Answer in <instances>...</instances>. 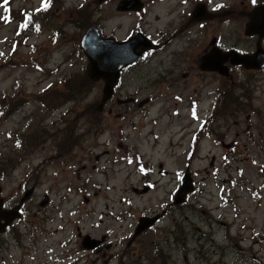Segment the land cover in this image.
<instances>
[{
    "label": "rangeland",
    "instance_id": "obj_1",
    "mask_svg": "<svg viewBox=\"0 0 264 264\" xmlns=\"http://www.w3.org/2000/svg\"><path fill=\"white\" fill-rule=\"evenodd\" d=\"M120 1L53 0L36 15L41 28L31 30L26 22L29 32L20 35L21 10H35L46 0H0V170L7 172L0 174V198L13 207L35 187L23 217L0 234V264H264V70L249 77L243 72L233 83L191 73L179 78L169 97H161L169 90L157 84L162 52H155L124 72L125 87L121 84L117 93L149 102L119 106L114 98L104 113H96L104 82L87 79L80 44L90 25L105 35L124 37L137 29L155 34L159 27L178 24L189 5L143 0L145 10L138 15L118 12ZM213 1H224L232 10L225 44L255 51L258 37L245 33L250 0ZM9 16L15 20L7 22ZM201 28L196 22L187 31L198 36ZM57 81L60 90L45 91ZM222 83L235 96L247 91L253 110L238 112L227 105L232 98H219L213 111L217 97L212 92L223 90ZM192 99L208 117L201 138L198 122L189 116ZM113 107L135 117L109 116ZM69 123L71 138L84 139V151L62 152L61 137L51 138V131L56 135ZM192 131L199 138L195 147ZM41 133L44 143L34 147L32 136ZM110 139L114 142L107 145ZM104 149V158L96 161L95 154ZM111 160L109 170L93 168ZM143 162L153 170L146 176ZM186 170L196 189L175 205ZM151 183L152 189L138 192ZM45 195L50 202L42 207ZM157 213H164L161 220L132 241L138 219ZM85 235L102 239L101 249L85 247Z\"/></svg>",
    "mask_w": 264,
    "mask_h": 264
},
{
    "label": "flooded vegetation",
    "instance_id": "obj_2",
    "mask_svg": "<svg viewBox=\"0 0 264 264\" xmlns=\"http://www.w3.org/2000/svg\"><path fill=\"white\" fill-rule=\"evenodd\" d=\"M252 9L255 8L257 5L261 4L258 2V0H250ZM180 5L182 4H187L189 3L188 7L185 9H182V13L184 14L181 18V21L174 25V26H167V27H159V30L154 34V33H147L142 29H137L135 31H131L128 35L121 37L116 35L115 33H110L105 35L104 31L100 29L102 32L103 36L110 37L114 40L117 41H126L128 40L132 35H134L136 32H143L145 33L149 38L153 40V43L155 44V48L148 50L143 53L142 59L139 61L145 60L147 57H150L152 53L162 52V57L159 60V63L161 62V70L158 74L157 77V84L160 86H163V88H167L169 91L166 93L165 91H162L163 95H159L161 97L165 96H170L171 90L176 87V83L179 82L182 77V79H187L190 77L191 73L196 74H214L218 75V77L224 82V81H232L234 82L233 77L234 76H242V73H248V77L257 75L258 72H261L264 70V67L261 69L257 68H249L245 66L244 64H239L236 65L232 62L231 58H227L226 60H221V55L224 52L230 51V50H236L241 53H247V54H252L254 51H247V50H242L241 47L239 46H231L230 48L225 44V30L227 28V12H231L232 10L228 9L227 3L224 1H213V0H180L179 1ZM244 3V1H242ZM119 7V5H118ZM117 7L118 12H125L127 14H140L143 12H137V11H121ZM238 11V10H237ZM240 12V11H239ZM250 9L246 11V14L248 15V20H249V14H250ZM145 17L143 16L141 19L142 24L146 25L147 21L144 19ZM196 22L199 23V26L202 27V31L200 30L198 36H195V34H192L191 32L189 33L187 31V28L190 24H195ZM179 25V27H177ZM98 26V25H95ZM118 27L114 28L112 31H118ZM187 33V35H186ZM183 34V35H182ZM252 36V37H256ZM176 39V40H175ZM179 39V41H177ZM175 40V41H174ZM197 41V43L195 42ZM173 45H177L178 48H172ZM195 49L198 50V53L196 55ZM213 54V60L208 64V68H204L201 64V59L205 55ZM220 55V56H218ZM218 56V58H216ZM139 62L133 63L126 67L125 69L122 70L121 72V77L117 84L115 85L113 95L109 101H112L114 98H116V102L118 103L119 106L122 105H127V104H135L137 108L141 107V103L143 100H137V94L134 95H123L121 92L119 93L120 89L125 87L124 81L122 83V75L124 72H128L130 69L133 67L137 66ZM189 68V69H188ZM187 69V71H186ZM125 75V74H124ZM246 77V79L248 78ZM239 78V77H238ZM124 80V76H123ZM245 83H250L249 86L251 85V82L249 81H244ZM259 82V81H257ZM122 84V87L119 88ZM203 86V85H202ZM223 86V83H222ZM224 87V86H223ZM119 88V89H118ZM233 92L226 89L225 87L223 90L221 88H216L213 90L212 94H215L217 97L216 104L210 108L212 110H218V99L219 98H232L227 105L232 106L234 110L238 112H245L248 109L253 110V102L251 100V95L248 94L247 91H243L240 95H233ZM122 97H127V98H122ZM174 97V95H173ZM130 99V102H124L125 100ZM168 98L164 99L167 100ZM108 101V102H109ZM122 101V103H120ZM149 102V100H144V104ZM196 103H194L193 99L190 102V109H193L195 107L200 108L201 104L199 101L195 100ZM176 104H179V102H175ZM143 104V105H144ZM107 105V103H106ZM106 105L101 108V113L105 112V107ZM134 105V106H135ZM99 106H97V110ZM120 109H123V107H120ZM118 107H113L108 109L107 114L109 116H114L115 115L119 117H129V118H134L135 116H131L129 113H127V110L122 112L118 111ZM173 113L176 115L180 112V110L177 109H172ZM100 113V111L96 112ZM100 138H97V142L94 144V147L97 148L100 146ZM114 141L106 140V144L109 145ZM69 147L67 149L61 150L62 152L66 153H71L75 147H77L79 150L84 151V139L83 138H71V141L68 143ZM94 149V148H93ZM105 152L106 149L102 151V153L95 154V160L101 162V160L104 158L103 155L106 154ZM104 153V154H103ZM109 154V153H108ZM129 154L137 156V151H131ZM105 163V162H104ZM114 164V162L111 160L109 163H105L104 167H100L99 165L97 166L96 164L93 165L94 169H99L100 171H105L109 170L111 165ZM146 185V184H145ZM144 185V186H145ZM24 196V195H23ZM22 199V198H21ZM21 202V200H20ZM20 204V203H19ZM19 204H16L14 207L19 206ZM26 202L22 204L21 206V211L24 212V207ZM227 224V223H223ZM12 226V225H11ZM7 228V230L4 233L0 234H6L10 228ZM105 239V238H103ZM103 243L96 248L95 250L99 251L101 249V246Z\"/></svg>",
    "mask_w": 264,
    "mask_h": 264
},
{
    "label": "water",
    "instance_id": "obj_3",
    "mask_svg": "<svg viewBox=\"0 0 264 264\" xmlns=\"http://www.w3.org/2000/svg\"><path fill=\"white\" fill-rule=\"evenodd\" d=\"M143 7L141 0H121L119 10H140ZM247 35L258 34L257 50L254 55L240 54L235 51L225 52L221 55V60L232 57L235 64H244L249 68H262L264 66V49L261 40L264 38V5L256 7L250 14V21L246 26ZM81 45L88 57L87 72L94 81L104 80L105 86L103 90L102 101L99 104V110L103 108L105 103L112 97L114 87L117 84L121 70L141 59L144 51L153 48L152 41L145 35L137 33L126 41H117L112 38L104 37L96 26H91L84 33ZM213 54L205 55L201 59L204 68H208V64L213 60ZM220 56V55H218ZM216 56V58H218ZM125 100L124 102H128ZM122 103V101L120 102ZM149 188L139 190L138 192H146ZM195 190L193 177L188 170L182 179V185L176 195L175 204H181L186 201L187 195ZM34 193V187L28 190L22 199V203L27 201ZM50 198L45 195L40 205L45 207L48 205ZM161 217V214L155 216H143L139 219L138 225L133 236L141 235L143 232L153 226ZM21 218L18 208H5L3 199H0V233L7 230L15 220ZM100 241L85 236L83 245L88 249H94L99 246Z\"/></svg>",
    "mask_w": 264,
    "mask_h": 264
},
{
    "label": "trees",
    "instance_id": "obj_4",
    "mask_svg": "<svg viewBox=\"0 0 264 264\" xmlns=\"http://www.w3.org/2000/svg\"><path fill=\"white\" fill-rule=\"evenodd\" d=\"M46 10H47V8H46ZM87 79L89 80V82H91V83L93 82L89 77H87ZM59 81L54 82L51 86H49L47 89H45V91L48 92L49 90H60L61 88H60V85H59ZM75 81H76V79H75ZM62 82H64V81H62ZM58 96L59 95L52 96V98L56 99ZM62 98H63V96H62ZM70 99H73V97L68 98V100H70ZM62 128L63 129L61 131H59V133H57L56 135L54 134V132L53 133H52V131L50 132V136L53 139L56 138V140H57L59 137H61V141L57 144V146L60 147L59 149L67 148L69 146L68 143L71 141L72 129H71L70 123L67 126H64ZM42 135H43V133L34 134L32 136V141H33V146L34 147H39L41 144L44 143V142L41 143L42 142ZM7 170H8V168H7ZM0 174H5L6 175L7 174L6 169H1L0 170Z\"/></svg>",
    "mask_w": 264,
    "mask_h": 264
},
{
    "label": "snow or ice",
    "instance_id": "obj_5",
    "mask_svg": "<svg viewBox=\"0 0 264 264\" xmlns=\"http://www.w3.org/2000/svg\"><path fill=\"white\" fill-rule=\"evenodd\" d=\"M8 2H9V0H4V3H5V4H7ZM44 6H45V8H47V7H48L47 0H46V2H45V5H44ZM25 26H26V25H25Z\"/></svg>",
    "mask_w": 264,
    "mask_h": 264
}]
</instances>
